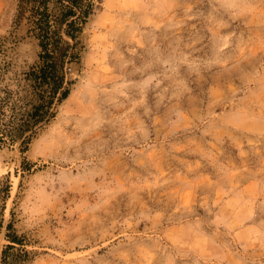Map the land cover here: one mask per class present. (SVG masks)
Returning <instances> with one entry per match:
<instances>
[{
    "label": "rangeland",
    "instance_id": "374dc122",
    "mask_svg": "<svg viewBox=\"0 0 264 264\" xmlns=\"http://www.w3.org/2000/svg\"><path fill=\"white\" fill-rule=\"evenodd\" d=\"M83 40L57 116L0 149V264L10 222L27 264H264V0H97Z\"/></svg>",
    "mask_w": 264,
    "mask_h": 264
},
{
    "label": "trees",
    "instance_id": "16d2710c",
    "mask_svg": "<svg viewBox=\"0 0 264 264\" xmlns=\"http://www.w3.org/2000/svg\"><path fill=\"white\" fill-rule=\"evenodd\" d=\"M97 0H17L16 24L25 23L27 35L39 46L37 60L26 68L15 66L9 37H0V149L19 146L26 153L41 131L57 116L71 94L73 64L81 62L85 28ZM10 184L0 186L5 203ZM1 264H27L35 253L14 224L6 226ZM4 220L0 218V234Z\"/></svg>",
    "mask_w": 264,
    "mask_h": 264
}]
</instances>
